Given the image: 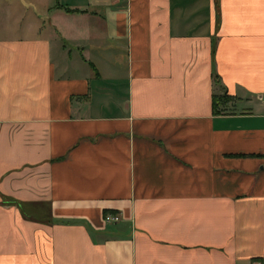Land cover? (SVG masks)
<instances>
[{
  "label": "crops",
  "instance_id": "0c3cea01",
  "mask_svg": "<svg viewBox=\"0 0 264 264\" xmlns=\"http://www.w3.org/2000/svg\"><path fill=\"white\" fill-rule=\"evenodd\" d=\"M0 264H264V0H0Z\"/></svg>",
  "mask_w": 264,
  "mask_h": 264
},
{
  "label": "trees",
  "instance_id": "16d2710c",
  "mask_svg": "<svg viewBox=\"0 0 264 264\" xmlns=\"http://www.w3.org/2000/svg\"><path fill=\"white\" fill-rule=\"evenodd\" d=\"M233 99H234V98L228 96L227 93H224V94L221 95V96H214V97H213V111H214V113L219 114V112H220V111H218V110H219V106L226 105L227 103L233 101ZM109 214H111V213L105 212V213H104V217H105L106 215H109Z\"/></svg>",
  "mask_w": 264,
  "mask_h": 264
},
{
  "label": "built area",
  "instance_id": "2783aa9c",
  "mask_svg": "<svg viewBox=\"0 0 264 264\" xmlns=\"http://www.w3.org/2000/svg\"><path fill=\"white\" fill-rule=\"evenodd\" d=\"M104 220L106 223H118L120 220V217L118 216H113V215H106L104 217Z\"/></svg>",
  "mask_w": 264,
  "mask_h": 264
}]
</instances>
